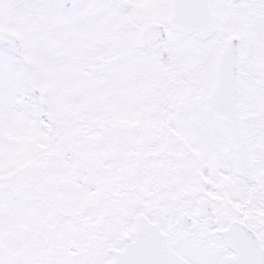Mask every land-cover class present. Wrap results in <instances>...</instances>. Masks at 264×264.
I'll use <instances>...</instances> for the list:
<instances>
[{
	"label": "snow or ice",
	"instance_id": "1",
	"mask_svg": "<svg viewBox=\"0 0 264 264\" xmlns=\"http://www.w3.org/2000/svg\"><path fill=\"white\" fill-rule=\"evenodd\" d=\"M0 264H264V0H0Z\"/></svg>",
	"mask_w": 264,
	"mask_h": 264
}]
</instances>
